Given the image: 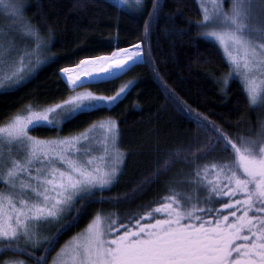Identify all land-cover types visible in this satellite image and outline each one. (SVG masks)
Wrapping results in <instances>:
<instances>
[{
    "label": "snow or ice",
    "instance_id": "1",
    "mask_svg": "<svg viewBox=\"0 0 264 264\" xmlns=\"http://www.w3.org/2000/svg\"><path fill=\"white\" fill-rule=\"evenodd\" d=\"M197 3L200 19L188 28L198 30L194 38L220 49L228 65L217 78L220 91L236 77L249 107L264 109V0H228L227 7L224 0ZM115 4L119 11L137 15L147 11L145 34L162 7L161 0H151V8L147 0ZM27 8L28 0H0V10L10 20L0 34V94L18 91L42 65L58 59L48 52L51 29L45 36L24 15ZM146 55L138 40L61 67L58 75L70 89L66 98L40 107L29 102L0 123V264H264V119L254 130L229 133L166 91L168 102L205 138L198 131L193 142L177 148L173 158L183 152L187 169L165 181V194L157 201L126 218L100 208L88 213V207L134 196L167 168L168 160L131 194L106 197L103 192L119 180L126 161L116 119L101 118L62 136L30 134L42 127L62 131L63 123L114 105L131 81L112 95L74 90L115 79L144 63ZM85 215L84 227L49 260L59 236ZM52 224L55 231L44 235Z\"/></svg>",
    "mask_w": 264,
    "mask_h": 264
},
{
    "label": "trees",
    "instance_id": "2",
    "mask_svg": "<svg viewBox=\"0 0 264 264\" xmlns=\"http://www.w3.org/2000/svg\"><path fill=\"white\" fill-rule=\"evenodd\" d=\"M161 2L159 18L153 22L151 32L145 34L147 11L143 15L119 11L116 4L108 0H28L24 15L38 25L45 36L51 29L53 42L48 52L56 53L58 59L42 65L35 78L18 91L0 94V123L29 102L40 107L66 98L70 89L58 75L61 67L78 63L86 56L110 54L115 48L128 47L138 40H143L147 53L144 63L132 65L117 78L84 83L74 90L87 89L98 95H112L131 81L114 105L63 123L62 131L42 127L30 133L41 137L62 136L82 130L101 118L116 119L120 129L119 144L126 150V161L119 180L103 192L106 197L131 194L143 177L153 173L164 160L169 161L167 168H162L159 176L144 185L142 191L128 199L91 204L88 213L97 208L105 214L113 211L125 218L142 213L146 206L165 194L168 178L187 169L185 154L181 152L179 158H173V154L177 148L193 142L198 131L202 139L205 134L177 112L176 105L168 102L166 91L173 92L188 107L203 113L229 133L254 130L264 119L258 108L249 107L237 79L231 78L230 87L225 92L220 91L222 84L217 83V78L228 71L222 53L214 43L194 38L196 28H188V23L200 19L197 0ZM147 7L151 8V0H147ZM88 218L85 215L79 224L59 236L47 254L49 260L61 245L84 227ZM124 222V219L120 220V223ZM55 227L54 224L46 226L43 234L49 235Z\"/></svg>",
    "mask_w": 264,
    "mask_h": 264
},
{
    "label": "rangeland",
    "instance_id": "3",
    "mask_svg": "<svg viewBox=\"0 0 264 264\" xmlns=\"http://www.w3.org/2000/svg\"><path fill=\"white\" fill-rule=\"evenodd\" d=\"M108 1H110V2H112V3L115 4V0H108ZM224 3H225V7H227L228 0H224ZM127 12L133 14V12H131L130 10H128ZM9 24H10V20L8 19L7 15H6L5 13H3L2 10H0V34H3L5 27L8 26ZM3 27H4V28H3ZM212 43H214V42H212ZM214 44H215V43H214ZM218 49H219V48H218ZM219 50H220V49H219ZM220 52H221V51H220ZM130 67H131V66H130ZM233 78H235V79L238 80V78H236V77H233ZM0 91H3V90L0 89ZM108 106H110V105H108ZM255 108H258V110H259V112H260V115H262V116L264 117V109H261V108H259V107H255ZM47 226H50V225H47Z\"/></svg>",
    "mask_w": 264,
    "mask_h": 264
}]
</instances>
